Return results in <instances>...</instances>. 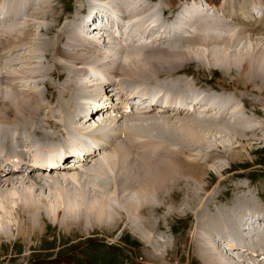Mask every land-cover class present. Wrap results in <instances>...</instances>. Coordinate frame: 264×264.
<instances>
[{"label": "bare ground", "instance_id": "1", "mask_svg": "<svg viewBox=\"0 0 264 264\" xmlns=\"http://www.w3.org/2000/svg\"><path fill=\"white\" fill-rule=\"evenodd\" d=\"M37 1L0 0V53H2L0 86L7 85L6 87H8L6 88L8 90H3L5 92L0 97V123L2 124H0V150H4L1 154H16L24 158L25 161L30 160L29 152L35 154L34 164L31 165L29 172H25L23 169H19L18 172L1 170V172H9V174L2 176L0 173V233L11 237L3 214L7 215L9 223L13 221L12 216L18 218L20 215L21 219L29 225V222L37 223L36 219L38 220L39 216H41V221H46L47 217L51 221L55 219L59 221L61 213L65 212L63 217L67 218L68 222H72V220L75 222L90 221L92 226H95V223L104 225L102 230H104L103 228L109 229L110 226L119 227L126 222L125 225L137 236L144 237V240L145 236L150 238L148 236L151 231H146V217L142 216V212L147 206L149 213L156 209H162V206H155L152 197H155L154 193L164 189L160 187V180L154 177H169L174 180L178 178V172L183 171L188 177H192V179L195 177L193 180L199 182L202 175H206L205 173L208 171L207 164L218 158H214L211 154L215 147L220 148L224 153L227 152L231 160L236 161L243 158L242 152L232 151L226 144L213 142L209 145L206 141L208 140L205 136L206 131L209 137L230 138L235 142L238 141L237 144L240 145L238 139L245 138L244 133L252 132L256 127L262 125L258 119L250 118L254 116L253 114L245 115L246 109L239 104L235 95L232 96L234 98L230 97L231 95H223L219 99L213 97L209 101L201 99L205 96L204 94L196 96V98L193 97L194 99L184 97L179 87L187 86L188 90V87L192 88L193 83L190 81L191 79L187 80L186 77H181L182 73L188 72L186 64L195 62L207 67L212 62V67L214 63L216 68H220L228 74L240 66L242 67L241 77L247 75L248 79L264 81V49L262 50L260 47L261 51L258 48L259 52H257L258 49L256 52L242 50L243 53L238 50H236L237 52L229 51L231 46L236 47V42L239 39L243 40L248 36L247 33H244L245 31L249 32V30H253V27L256 30H264V21L259 20L261 21L259 22L256 17H254V21L252 19L247 21L245 14L249 13L250 6L245 7V3L240 0H200L198 2L192 0L193 5L186 0L182 11L176 15V19H174L175 14L172 17L165 16V13L159 15V11L164 12L163 10L166 8V6H162V2L155 1L154 5L146 7L144 0H101L98 3L87 0L89 2L87 6L93 10V17H95L92 27H96L99 23L98 6L95 5L101 6V11L107 19V23H104L105 26L107 25V37L102 35L95 40L88 36L89 33H83V30L86 29L83 27L86 26L84 20L87 14L85 13L75 17L74 29L70 34L67 33L69 29L65 25L62 29L64 32L57 41L58 38L37 37V34L46 35L54 30V26L58 27L56 26L57 22L55 23L57 16L54 18L56 14L54 13V15L52 12V3L39 0L38 5L35 6ZM214 5L217 7L215 8ZM47 7H49V11L46 10ZM53 10L57 11V8L54 7ZM250 13L253 12L250 11ZM1 14L3 18H1ZM225 14L233 18L225 19ZM46 19H51L52 24H47ZM39 20L41 21L40 27L37 24ZM122 20H125L124 24H121L124 22ZM113 23L116 24L114 29ZM242 25L244 30L241 28ZM98 31L103 32L101 29ZM95 33L96 31H94ZM250 35L252 36L249 38L250 41L257 42L256 45H259L261 40L264 41V36H258L260 33L256 32ZM36 39H40V41H34ZM61 41L67 42L70 46L60 47L59 42ZM35 42L39 45L43 55L48 58L49 62L45 63L47 65H43L44 61L38 63L39 56L35 55L37 58H34L29 55L33 54L32 48V50L23 53V46L36 44ZM223 43H226V48L219 49ZM55 47L56 52H53ZM103 47L105 50L106 47L113 50L105 52ZM101 48L102 50H99ZM191 48L194 50L191 51ZM115 50L121 54V61H119V55ZM22 56L25 57V63H30L34 58L31 61L33 62L32 66L24 65L28 69L27 71L24 70L25 68H20L24 72L26 71L27 76L30 73L28 78L36 79L38 83L39 81L44 83L47 92H50V94L47 93L48 101L42 93L31 92L28 91L29 89L27 92L25 89L28 86L26 85L25 93L19 92L23 87L18 91L20 79H24V77H17V75L24 74L20 71L17 72L18 70L14 72L7 67L14 65L17 60L23 59ZM29 57L30 59H28ZM57 57H59L58 60ZM205 57H209L210 62L203 61ZM52 63L54 64L53 69ZM27 72L29 73L27 74ZM105 72L110 75H119L120 82L114 83L112 78L107 81L103 80ZM51 75L59 77L61 80L59 87L50 80L49 76ZM39 77L41 78L39 79ZM92 78L105 87L103 90L105 92L96 91L97 84L92 83L93 81L90 80ZM135 83H142L139 85L143 87V90H148L151 93L152 101L155 100L160 89H164L166 91L165 99H169L170 95L175 94L176 99L180 102L186 101L189 103V107L175 110L169 108L168 100H166V108H160L159 104L149 107L143 105L144 95L138 91L140 88L135 89L133 86ZM114 86L116 87L113 88ZM127 87L131 88L130 91H126ZM32 88L31 90H33ZM0 91L3 92L1 89ZM107 91H109L108 93L115 91L118 100L122 98L124 103L130 102L131 99L144 100L134 110L132 107L133 115L122 117L124 123L122 133L115 142L107 140L110 134L112 135L110 133L112 130L108 128V125L111 124V120L117 121L119 118L116 119L118 116L108 115L107 117L111 120H103L102 125L100 117L106 118L105 114L109 113V108L106 107L110 105L109 103L100 104L104 100L95 98V94L106 95ZM190 92L188 90V93ZM111 97L113 102L111 106H114L115 99L113 96ZM85 99L86 101H84ZM230 99H234V101L231 103ZM88 100L91 101L88 102ZM53 102L55 105H52ZM210 106L211 108H209ZM85 107L84 114L79 115L81 111L85 110ZM93 109L94 112L89 114ZM86 112L90 117L93 115V118L98 115L99 120H96V125L92 124L86 127L90 120L86 118L83 122L85 126L81 127L80 123L82 117L86 116ZM88 129L95 131V141L102 145V150L100 149L98 154L94 152L90 158L89 167L73 171L69 169L71 171L65 173L51 171L50 174H46L42 169L33 166L38 162L42 163L45 159L44 152L52 151L54 148L52 145L58 148L60 144H65L74 154L78 152V148L80 150L88 149V145L80 144L79 136V133H86ZM96 130L101 133H96ZM123 133L125 137L121 138ZM115 136L112 137L115 138ZM115 144L117 145L115 146ZM203 144H206L207 147L201 149ZM112 151L116 154L107 155ZM184 151H207V156L206 159L199 161L193 157V161L190 160L191 162L188 161L185 164L175 162L174 154L178 153L180 156L181 154L184 156L185 153H182ZM102 154H104L103 157H101ZM192 154L190 153V155ZM172 155L174 156L172 157ZM163 156H167L169 161L162 158ZM80 171L82 173H79ZM43 194L44 197H40ZM196 194H199L198 191ZM209 196L207 198L210 203H214L211 195ZM158 204H160L159 201ZM206 205L205 210L198 217L196 222L198 228L193 234L196 235V237L194 236L196 250L202 264H248L242 260V256L240 257L238 253L236 257L234 256L232 248L238 246L241 249L249 245L257 248L260 254H264V233L256 226L246 228L248 217L257 216L258 220H264V204L257 199L253 190H249L245 194H237L232 204L221 200V202L209 204V208L208 204ZM201 218H205L204 222L200 220ZM153 222H156L157 225L160 222L153 218L149 220L148 225L154 230L158 227ZM247 224H250L249 221ZM96 226L99 225L96 224ZM127 227H125L126 230ZM146 233L149 235H145ZM218 233L228 235L225 244L229 249L224 247L223 250L219 244L221 242H218L220 238ZM238 243L241 244L238 245ZM249 264H252V260Z\"/></svg>", "mask_w": 264, "mask_h": 264}, {"label": "rangeland", "instance_id": "2", "mask_svg": "<svg viewBox=\"0 0 264 264\" xmlns=\"http://www.w3.org/2000/svg\"><path fill=\"white\" fill-rule=\"evenodd\" d=\"M43 1H45V2L49 1L50 3H52L51 4L52 12H53V14L54 13L56 14V15L54 14L55 15L54 18L57 16V21H55V23L57 22L56 26H58V27L54 26V30L49 32V34H46V35L45 34H43V35L37 34V37H40L43 39L48 38V37L53 38V39L58 38L57 39V41H58L59 38L61 37V34L64 32V31H62V29L65 25L68 26L67 28L69 29V31L67 33L70 34L71 31H73L72 30V29H74V22L73 21H74V19H76L75 17L78 14L79 15L85 14V12L83 11V7H84L85 2L87 0H43ZM156 1H158V0H156ZM196 1L198 2L199 0H196ZM240 1L245 3V7L248 5L250 6L249 13L245 14V17L247 19H252L254 21V17H256L258 21L259 20L264 21V14L261 15L263 13V11L261 10V7L264 8L262 0H255L256 1L255 3L253 0H250V1L240 0ZM98 2H101V0H99ZM161 2H162V6L171 5L174 7L173 9H175V8L178 9V6L180 8L186 4V0H162V1L159 0V3H161ZM188 2L190 4H192L190 0H188ZM38 3H39V0L35 3V6H37ZM87 3L89 5L88 1H87ZM253 3L258 7H256ZM53 6L55 8H57V11L53 10V8H54ZM76 6H78L82 10H80V9L76 10ZM87 7L90 8V6H87ZM167 8L168 7L164 8V10H163L164 12H162V10H160L159 15H162L163 13L166 14V12L169 9V8L168 9ZM251 8L253 11H256L255 15H253V13H250ZM46 10L49 11V7H47ZM172 15H174V14H172ZM172 15H171V17H172ZM224 17H225V19H230V20L233 18L232 16H227V14H225ZM54 18H53V20H54ZM261 21H259V22H261ZM40 22L41 21L39 20L37 23V24H39V27L41 24ZM45 22L49 25L52 24L51 19H48V20L46 19ZM96 22H98V21H96ZM113 24H114V26H113V29H114L116 24L115 23H113ZM106 26L104 25V23H102L101 17H99V23L97 24L96 27L92 28V30H91L92 32L91 31L86 32V29H85V31L83 30V33L84 34L89 33L91 36L90 35H88V36L91 37L92 39H95V40L97 38H99V36H102V35H105L104 37L106 38L107 37ZM83 27L86 28V26H83ZM250 27L252 29L251 25H250ZM241 28L244 30L243 25ZM100 29L103 32H99L98 30H100ZM94 31H96L95 34H94ZM251 31H253V32H251ZM261 31H263V32H261ZM261 31L256 30L253 27V30H249V32L245 31L244 33H247V35L249 36L250 34H252V33L254 34L257 32V34L260 33V35H258V36H261V35L264 36L263 35L264 30H261ZM248 36H246L243 40L239 39V41L236 42L237 45L233 43V45H236V47L231 46L232 49L230 48L229 51L232 50L231 52H237L236 50H238V52L243 53L242 50H244V52L247 50H254L256 52V50L258 48L260 50H261V48H262V50L264 49V41L263 40L260 41L259 45H256L257 42L250 41V39H249L252 36L251 35H250V37H248ZM32 41H33V39H32ZM34 41L39 42L40 39L39 40L36 39ZM37 42H35L36 44H31L29 46L28 45L23 46L24 47L23 53H26L28 50L33 49L32 50L33 54L31 53L29 55L34 56V58H37L39 56V59H37L38 63L40 64L44 61L43 65H47L45 63H48L49 60L46 56L43 55V52L41 51ZM225 45H226V43H223L221 45L222 47L220 46L219 49L226 48ZM59 46L64 47V46H70V45H68V43L65 41H61V42H59ZM26 47H27V49H26ZM108 48L109 47H106V50H105V47H103V51L110 52L113 50L112 48H109V50H108ZM254 48H256V49H254ZM259 49L257 50V52H259ZM99 50H102V48ZM192 50H194V48H191V51ZM53 52H56V47L54 48ZM117 53L119 55L118 59H119V61H121V59H122L121 54H119V52H117ZM1 54L2 53H0V59L2 58ZM35 55H37V57ZM21 58H23V59H19L15 62L14 65H12V66L8 65V67H7L8 69L13 70L14 72H16L18 70L17 72L20 71V73L24 74V75H17V77H24V79H20V86H19L20 88H18V91L23 87L22 90H20L19 92L25 93L29 89L28 91H31V92L34 91L35 93H42L45 95V97L47 98V101H48L49 97L47 96V93L50 94V92L49 91L44 92L45 90H44V87L42 85L44 83L41 81H39V83H38V81L36 79L28 78V76H30L29 72H27V74L29 73V75L28 76L26 75V71L28 70V69H26V67H28L30 65L32 66L33 62H31V61L34 58H32L31 61L29 60L30 63L24 62L25 57L22 56ZM210 58H212V57H210ZM28 59H30V57ZM58 59H59V57H57V60ZM204 59H203V61L210 62L209 57L208 58L205 57ZM90 60H92V59H90ZM110 64H111V62H110ZM24 65L26 67H24ZM77 66H80V65H77ZM202 66L203 65H200V64L195 63V62L187 63L185 66V67H187L186 70L191 74V76H186L187 74H185V73H183L182 76L184 78L186 77L185 79H187V80L191 79L190 81L195 84L194 85L192 83V88L188 87V90L191 91L190 94H193L194 92H195V94H197L196 92H198V93H202V94L206 95L208 93H214L216 91H219V92L223 93L222 95H224V96L231 95L230 97H232L235 95L234 97L237 100H239L238 101L239 104L242 107H245V109H246L245 115L251 116L253 114L254 116H251L250 118H253V120L258 119L259 123L262 124L261 125L262 128H261V126L256 127L254 131L244 133L243 136H246L245 137L246 139L244 137L242 139H238L240 141V145L237 144V143H239L238 141L235 142L230 138L216 139V137H209L207 135V131L205 132L206 133L205 136L208 138V140H206L208 142V144L209 143L213 144V142L226 144L227 147L232 149V151L242 152V155H243L242 159H239L236 161H234L232 159L233 160L232 161L231 158L228 156L227 152L224 153V151L220 150V148L215 147L214 150L211 151V154H213L214 158L215 157H218V158L216 161H212V162H209L207 164V170L208 171L205 173L206 175H202L203 180L201 179V181H199V182L193 180V179H195V177H193V179H192V177H188L186 175V173H184L183 171H179L178 172V178H176L174 180L170 179L169 177H161V178L160 177H154V178H158V180H160V183H161L160 187H163L164 189L162 188L163 190L159 191L161 193H159V192L154 193L156 195H154L155 197H152V199H153L155 206H162V209H156L157 211L153 210L151 213H149V211H148L149 207L147 206L145 211L142 212V216L146 217L145 218L146 222H147L146 223V226H147L146 231L147 230L151 231V234H152V236H151V234L149 235V233H146L145 235H147V236L149 235L148 237H150V238H146V236H145V240H144V237L140 238L133 231H130V228L125 225V224H127L126 222L119 225V227H114V226L111 227L110 226L109 229L103 228L105 230L104 231V230H102V227L104 225H100L98 223H95V226L94 225L92 226L90 221L85 222L84 220H79V221L75 222V220H72V222H68L67 218L63 217L65 212L61 213V218L59 221L57 219L51 221L50 218H48V217L45 218L46 221H44V220L41 221V216H39V219L38 220L36 219L37 223L32 224L33 222H29V225H28V223H25L26 221L21 219L20 215L18 218L12 216L13 221H12V223H9L7 221V218H8L7 215L3 214L4 221L6 222V227L9 228L8 231L11 232L10 233L11 237L10 236L6 237L4 234L0 233V264H161V263L162 264H191V263L192 264H198V262H199V264H202L201 260L199 259V261H198V259L196 257V253H197L196 244H195L196 235H193V234L198 228L197 227L198 224L196 222L198 220V217L205 210V208L207 206L206 204H208V208L210 207L209 204H214L218 201L221 202V200H222V202H228L229 204H232V201L234 202L237 194H242V193L245 194L247 191L249 192V190H253L254 193L257 195L258 199L264 200V121H263L264 120V110H263V108H264V81L258 80V79L252 80L251 78L248 79V78H246V77H248L247 75H244L245 77L244 76L241 77L242 67H240V66L239 67L237 66V69H235L234 71H230L229 74L226 72H223L222 69H220V68H216V65L214 63H213V67H212V62H210V64L207 67L205 65L202 68ZM20 67L23 69L25 68L24 70H26V71L24 72V70L21 69ZM51 67H52V69L54 68L53 63L51 64ZM0 69H1V67H0ZM21 71H23L24 73ZM104 74L105 75H104L103 80H109L107 75H110V74H108V72H105ZM51 76H49L50 80L53 83L55 82L54 84L59 87V85L61 83L60 80L57 78V76H52V77ZM110 77H111V75H110ZM40 78L41 77H39V79ZM90 80L93 81L92 83L97 84L96 91H99L102 93L105 92V91H103V90H105V87H103V85H100L93 78ZM112 80L114 83L120 82L119 77H118V79L115 78ZM57 81H59V82L56 83ZM139 84H142V83H135V84H133V86L135 87V89L140 88L139 90L137 89L140 92L143 89V87L140 86ZM25 85L28 86V88L25 89L26 91H24ZM6 86L7 85L2 86V87L0 86V89L2 91L5 90L6 88H8ZM100 86H102V87H100ZM244 86H247V87H244ZM32 87H35V88H32ZM186 87L185 86L182 88L179 87V90H182L183 88H185V90H186ZM31 88L33 90H31ZM154 88L160 89L159 87H154ZM127 89L130 90L131 88L129 89L127 87ZM259 89H261L262 91ZM6 90H8V89H6ZM160 90H162V89H160ZM196 90H198V91H196ZM5 91H3V92L0 91V94H1L0 97L3 96V93ZM108 92L109 91L106 92L107 96L105 94H103V95L95 94V98L98 97V98H100V100H104V99L108 100L109 98H111V95H109L110 93H108ZM241 92L244 94H242ZM174 96L175 95L170 96V102L173 101L172 97H174ZM234 97H232V98H234ZM3 98L1 99V102H2ZM84 101H86V99ZM90 101L91 100H88V102H90ZM233 101H234V99H230L231 103ZM243 102L245 105H243ZM52 105H55V103L53 102ZM119 106H121V105H119ZM84 109L85 110L81 111L79 113V115L84 114V112L86 111V107ZM108 115L109 114L105 115L106 118L100 117L102 119V125L104 123L103 120H106V119H108L109 121L111 120L109 117H107ZM132 115H133V113H132ZM181 115H185V114H181ZM92 116L93 115H91V118L94 119V121H95L92 124L96 125V119L93 118ZM110 116L112 117L113 115H110ZM112 121H113V124H109L110 126L108 125V128H111V130H113L112 128L115 127V128H121V130H122L123 124H124L122 119L119 118V120H117V121L116 120L115 121L112 120ZM89 123H90V120H89L88 124ZM88 124H86V125H88ZM92 124H89V125H92ZM129 126L131 127V123ZM108 128H104V129H108ZM96 131H98V130H96ZM110 136H111V134H110ZM224 136H223V138H224ZM250 136H252V137L255 136L254 137L255 139L250 137ZM118 143H119V141L117 142V144ZM117 144H115V146ZM205 147H207L206 144H203L201 146V149L205 148ZM192 152L193 151H191V152L184 151V152H182V153H185L184 156L181 153H180L181 156L178 153H175L174 154L175 156L172 155V157L174 156L173 157L174 161L179 163V164H183V163L185 164L188 161L191 162V161H193V157L196 161L206 159L205 157L207 156V151H204V152L194 151L193 154H192ZM112 153H115V152L112 151L110 154H107V155H113ZM190 153L192 155H190ZM186 155L188 156L189 159L188 158L186 159V157H187ZM103 156H104V154H102L101 157H103ZM162 158H166L167 160L169 159L167 156L166 157L163 156ZM182 158H184V159H182ZM98 159H100V157ZM98 159H97V161H99ZM166 159H164V160H166ZM177 160H179L180 162H178ZM168 161H166V162H168ZM87 167H89V165H87ZM0 173L2 174V176L9 174V172H1V169H0ZM79 173H82V171H80ZM169 180H170V183H169ZM176 180H177V182H175ZM175 183H178V184L175 185ZM166 187L169 188V190H167ZM196 190L198 191L199 194H196L197 193ZM218 190H220V191H218ZM216 192L217 193L219 192L218 195ZM195 194H196V196H194ZM159 195H161L160 198H159ZM209 195H211V199L214 200V203H210L209 198H207ZM40 197H44V194ZM193 197H195L196 199ZM214 197H215V199H214ZM157 200L159 201L160 204H158ZM203 202H205V203H203ZM168 208H170L171 210ZM177 211H179V212H177ZM116 212H117V210H116ZM168 212H169V214H167ZM46 216H48V215L46 214ZM150 217L153 219H156L157 221L159 220V222H160L159 225H157L156 222H153L154 224L157 225L156 227H158V228H156L154 230L152 228H150V226L148 225L149 220L151 219ZM165 219H166L167 223L166 222L164 223ZM203 219H205V218H201L200 220L204 222ZM170 221H171V223H170ZM36 224H37V226H36ZM96 224L99 226H96ZM88 227H89V229H88ZM125 227H127V230L125 229ZM41 229H42V232H41ZM122 229H123V231H121ZM25 230H26V232H25ZM107 230H110V231H107ZM218 234H219L218 237H220L218 239V242H221L222 238L228 237V235H222L220 233H218ZM156 240H159V241H156ZM108 242L114 243L113 246L107 245ZM219 244L221 245V243H219ZM235 244H237V243L235 242ZM221 247H223V246L221 245ZM224 249L225 248L223 247V250ZM123 251H125V253ZM260 251H262V250H260ZM122 254L123 255L126 254V258L123 259V258L118 257V256H122ZM156 257H158V258H156Z\"/></svg>", "mask_w": 264, "mask_h": 264}]
</instances>
